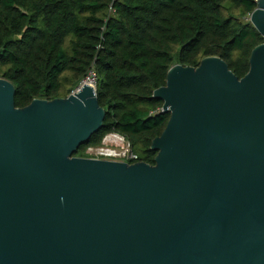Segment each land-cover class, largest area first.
<instances>
[{
  "label": "water",
  "instance_id": "95a60500",
  "mask_svg": "<svg viewBox=\"0 0 264 264\" xmlns=\"http://www.w3.org/2000/svg\"><path fill=\"white\" fill-rule=\"evenodd\" d=\"M249 20L264 39V0ZM249 64L169 70L154 165L74 157L92 85L20 109L0 79V264H264V43Z\"/></svg>",
  "mask_w": 264,
  "mask_h": 264
},
{
  "label": "trees",
  "instance_id": "16d2710c",
  "mask_svg": "<svg viewBox=\"0 0 264 264\" xmlns=\"http://www.w3.org/2000/svg\"><path fill=\"white\" fill-rule=\"evenodd\" d=\"M255 0H0V79L15 106L66 98L93 74L102 129L75 152L85 158L117 132L154 165V139L170 114L154 91L175 65L218 57L242 79L264 43L249 18Z\"/></svg>",
  "mask_w": 264,
  "mask_h": 264
},
{
  "label": "built area",
  "instance_id": "2783aa9c",
  "mask_svg": "<svg viewBox=\"0 0 264 264\" xmlns=\"http://www.w3.org/2000/svg\"><path fill=\"white\" fill-rule=\"evenodd\" d=\"M259 0H255L258 3ZM85 158L122 162L127 164L137 163L138 155L133 151L130 142L121 134L111 132L104 136L97 147H87L84 151Z\"/></svg>",
  "mask_w": 264,
  "mask_h": 264
},
{
  "label": "bare ground",
  "instance_id": "6f19581e",
  "mask_svg": "<svg viewBox=\"0 0 264 264\" xmlns=\"http://www.w3.org/2000/svg\"><path fill=\"white\" fill-rule=\"evenodd\" d=\"M91 83H92L91 77L88 76V77L85 79L84 84L92 85Z\"/></svg>",
  "mask_w": 264,
  "mask_h": 264
},
{
  "label": "rangeland",
  "instance_id": "374dc122",
  "mask_svg": "<svg viewBox=\"0 0 264 264\" xmlns=\"http://www.w3.org/2000/svg\"><path fill=\"white\" fill-rule=\"evenodd\" d=\"M89 77H91V80H92V83H91V84H92V86L95 87V82H94L95 79H94L93 74H90ZM84 82H85V80L81 83V85H82Z\"/></svg>",
  "mask_w": 264,
  "mask_h": 264
}]
</instances>
